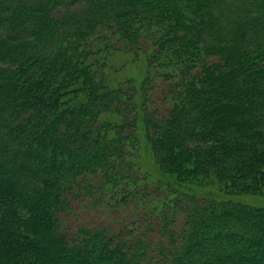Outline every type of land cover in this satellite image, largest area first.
Segmentation results:
<instances>
[{"label":"trees","instance_id":"1","mask_svg":"<svg viewBox=\"0 0 264 264\" xmlns=\"http://www.w3.org/2000/svg\"><path fill=\"white\" fill-rule=\"evenodd\" d=\"M118 53L148 61L140 83L110 76ZM146 155L178 193L141 200L164 241L63 229L83 185L148 187ZM211 171L264 188V0H0V264H264V207L179 192Z\"/></svg>","mask_w":264,"mask_h":264},{"label":"rangeland","instance_id":"2","mask_svg":"<svg viewBox=\"0 0 264 264\" xmlns=\"http://www.w3.org/2000/svg\"><path fill=\"white\" fill-rule=\"evenodd\" d=\"M110 61L111 65L108 67L110 76L119 82L127 79H134L140 83L142 81L143 75L145 76L149 71L148 61H145L144 56H142V58L137 56L133 58V56L129 53L127 55L118 53V55L113 57V59ZM114 76L119 77L121 80L116 79ZM147 85H149V88H144L142 93H148L150 96L149 99H152V101H148V103L151 102L153 104V109L157 108L160 110V112L164 111L163 97L164 91L166 89L165 85L161 82H158V84L154 85L155 89L153 86H151V82H148ZM139 88L141 89V87ZM168 89L169 88H167L166 91ZM144 157L146 158L143 161V170L139 174L137 173L135 175H131V177L136 178L135 176H137L138 179L141 177L144 179V175L146 174L148 178L151 179L150 183H148V187L144 189L143 186H133L131 191H129L131 186L127 188L125 186L120 187L121 190H118V193H115V196L112 198V194H103L101 196L100 192L102 191L96 193V197H88L84 193L83 185V189L78 190L76 193L80 196L73 197L70 201L71 210L67 214V219L69 221L66 219L64 220L65 222L63 223V229H66V225H70V231L74 232V234L76 233L75 237L77 238L79 237L78 231L80 230V227L93 228L104 225L109 227L113 232H123L125 234L134 233V235L142 232L147 233V235L151 238L155 237L154 241H156L157 244L160 243L159 241H164L161 237L164 236L165 238V236H167V232L162 224H159L160 226L158 225V221L155 222V224L149 229L148 227H145V225H147V212L150 206H146V203H141V200L157 199L163 201V199H165L166 201V198L170 199V195L172 194L173 196H177L178 193H172V191H170L171 189L167 187V185H164V187L162 186L157 192L155 191L156 188L154 186V183L157 180H161L160 182L166 181L167 183L171 182V184H174L175 179L172 176L163 174L159 167L154 168L151 163V160L153 161V159L150 156L146 155ZM132 171H134V169ZM199 172H201L200 175H204L203 171L199 170ZM188 176L189 175L186 173H182L181 175L182 178H188ZM200 178L201 181L196 182V184L181 186V188L177 187L179 192L182 191L186 194L194 195L207 200L213 198H217L219 200L228 198L232 201L264 207V188L261 185H258V187L256 186V189L258 188L260 190L257 192L255 189H252L251 191L231 194V192L235 191H233L231 185H229V182L227 183L224 179L222 180L218 178L216 173L213 171L209 172V175L206 174ZM227 184L230 188L225 186ZM184 187L187 190L184 191ZM180 199L181 201H185V197L183 196H180ZM119 200H126L125 202L127 203L117 204V201ZM121 205H124L123 208L120 207ZM168 206H170V204ZM183 216L182 210L179 211L178 208H176L170 217L173 221L171 219L169 221L175 225L179 224L180 227L184 221ZM141 236H143V234H141ZM59 257L64 256L59 254Z\"/></svg>","mask_w":264,"mask_h":264}]
</instances>
